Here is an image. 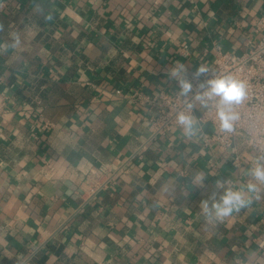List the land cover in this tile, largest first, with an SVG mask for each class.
Returning <instances> with one entry per match:
<instances>
[{"label": "crops", "instance_id": "0c3cea01", "mask_svg": "<svg viewBox=\"0 0 264 264\" xmlns=\"http://www.w3.org/2000/svg\"><path fill=\"white\" fill-rule=\"evenodd\" d=\"M262 20L264 0H0V264H264V195L211 225L200 205L257 155L239 136L234 164L199 120L153 138L131 98L243 54Z\"/></svg>", "mask_w": 264, "mask_h": 264}, {"label": "built area", "instance_id": "2783aa9c", "mask_svg": "<svg viewBox=\"0 0 264 264\" xmlns=\"http://www.w3.org/2000/svg\"><path fill=\"white\" fill-rule=\"evenodd\" d=\"M182 50L184 55H189L187 43L183 45ZM202 65L216 75L231 73L243 80L246 84L247 96L243 103L237 107L240 119L236 122L234 131L231 133L220 131L214 108L201 110L199 115L194 109L193 114L197 115L202 124L210 123L212 125L211 139L221 149L231 154L234 164L240 163L241 159L240 150L236 143L239 136L242 137V144L245 148L252 150L257 156H264V34L254 46L243 54L237 55L228 50L218 49L215 63ZM196 69L187 71V76L194 85V92L201 82L212 78L211 73L198 78L195 77ZM178 92L173 94L165 91L156 94L134 92L131 95L132 100L148 108L149 120L153 127V138L178 126L175 114L180 110H185V99L180 97ZM9 103V94L0 89V116L7 110ZM107 183L108 181H105L103 184L90 187L87 190L88 199L91 200L103 188H106Z\"/></svg>", "mask_w": 264, "mask_h": 264}, {"label": "clouds", "instance_id": "9594fccd", "mask_svg": "<svg viewBox=\"0 0 264 264\" xmlns=\"http://www.w3.org/2000/svg\"><path fill=\"white\" fill-rule=\"evenodd\" d=\"M20 44V37L16 35L9 47L16 48ZM209 73L212 78L201 82L194 92V85L187 76L184 64L176 63L168 69L169 78L174 79L179 87L178 95L185 99V110L178 111L175 120L186 139L198 136L201 131L198 118L193 114L197 107L200 110L215 109L221 132H233L240 119L237 107L247 96L245 82L231 73L216 75L204 65L196 69L194 76L198 78ZM242 171L248 178L244 185L233 188L230 180L218 179L215 183L216 191L200 203L201 214L207 224L222 222L232 213L249 206L253 199L264 195V187H261L264 186V156H257L254 164ZM205 178L203 173H197L194 177L195 185L203 187Z\"/></svg>", "mask_w": 264, "mask_h": 264}]
</instances>
